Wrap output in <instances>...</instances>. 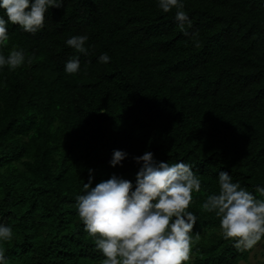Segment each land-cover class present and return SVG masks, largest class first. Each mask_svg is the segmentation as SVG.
<instances>
[{"label": "trees", "instance_id": "16d2710c", "mask_svg": "<svg viewBox=\"0 0 264 264\" xmlns=\"http://www.w3.org/2000/svg\"><path fill=\"white\" fill-rule=\"evenodd\" d=\"M183 10L188 35L176 9L165 13L157 0H63L35 33L7 25L0 53L16 46L26 56L14 70L0 68V222L13 230L3 242L9 264H101L76 197L89 168L93 187L112 174L134 182L133 156L145 151L183 160L201 179L182 264L248 259L254 248L238 251L201 205L218 193L220 171L254 195L264 185V0H184ZM77 34L88 36L87 55L65 44ZM101 53L108 63L98 61ZM72 57L80 70L68 74ZM114 149L129 153L115 167Z\"/></svg>", "mask_w": 264, "mask_h": 264}, {"label": "clouds", "instance_id": "9594fccd", "mask_svg": "<svg viewBox=\"0 0 264 264\" xmlns=\"http://www.w3.org/2000/svg\"><path fill=\"white\" fill-rule=\"evenodd\" d=\"M63 0H0V47L9 41L7 25H17L35 33L44 27L49 8L61 7ZM167 13L176 9L174 19L181 32L188 35L192 20L184 9V0H157ZM86 34L65 40L76 53L88 54ZM198 46V41H194ZM101 53L98 61L108 63ZM26 62L23 49L13 46L9 54L0 53V68L10 70ZM80 70L77 57L64 67L68 74ZM129 155L114 149L109 163L121 165ZM140 165L135 181L112 174L92 185L94 169L89 168L83 194L76 197L77 211L84 229L95 238V247L103 255L101 264H182L189 259L193 228L198 217L189 211L193 192H201V179L192 165L183 160L175 163L157 160L152 151L133 156ZM218 193L208 194L201 209L220 218L221 236L231 239L238 251L251 250L264 237V185H256L254 195L240 183L233 182L226 171L218 173ZM11 225L0 222V264H9L3 242L11 240ZM198 238V234H197Z\"/></svg>", "mask_w": 264, "mask_h": 264}, {"label": "rangeland", "instance_id": "374dc122", "mask_svg": "<svg viewBox=\"0 0 264 264\" xmlns=\"http://www.w3.org/2000/svg\"><path fill=\"white\" fill-rule=\"evenodd\" d=\"M239 264H264V240L257 243L248 259L242 260Z\"/></svg>", "mask_w": 264, "mask_h": 264}]
</instances>
